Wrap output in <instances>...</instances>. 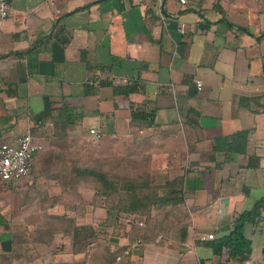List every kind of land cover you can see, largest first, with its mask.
<instances>
[{
	"label": "crops",
	"instance_id": "obj_1",
	"mask_svg": "<svg viewBox=\"0 0 264 264\" xmlns=\"http://www.w3.org/2000/svg\"><path fill=\"white\" fill-rule=\"evenodd\" d=\"M220 1L8 0L0 138L30 133L40 149L22 181H1L0 264H264V209L246 225L245 260L211 247L264 199V0ZM116 157L155 186L179 181L181 195L159 193L149 226L118 219L70 174ZM45 213L92 226L97 242L75 252L62 234L58 248L27 251L21 236Z\"/></svg>",
	"mask_w": 264,
	"mask_h": 264
},
{
	"label": "trees",
	"instance_id": "obj_2",
	"mask_svg": "<svg viewBox=\"0 0 264 264\" xmlns=\"http://www.w3.org/2000/svg\"><path fill=\"white\" fill-rule=\"evenodd\" d=\"M131 90L134 89H125L126 92ZM145 115L147 114L139 108L131 109L133 119H143ZM139 167L138 163L116 157L97 159L95 163L86 162V166L73 167L70 174L72 178L74 175H81L82 179L88 180L90 182L88 187L93 190V200L98 201L103 197L107 209L116 210L118 219L132 221L130 218L132 215L142 216L146 218L147 226H149L152 223L150 220L152 208L159 202V193L179 196L182 194V188L179 187V181L170 182L165 186H155L151 183L146 170ZM72 189H74L73 186L67 191L71 193ZM174 205L177 206L172 209L174 212L186 213L185 208L181 207L182 203L177 202ZM68 208L69 206L66 207ZM263 209L264 199H259L251 209L240 212L230 232L211 241L214 254H226L228 260H245L251 253V241L245 233L246 225L256 226L262 220ZM40 219H42L41 222L35 226L32 233L33 241L37 245H50L56 232H62L63 236L70 238V244L75 252L86 253L88 245H94L97 242L92 226L77 224L70 220L67 213L60 215L45 213ZM153 220L156 219L153 218ZM104 242H98V244L104 245ZM117 253L110 250L109 257L116 261Z\"/></svg>",
	"mask_w": 264,
	"mask_h": 264
},
{
	"label": "built area",
	"instance_id": "obj_3",
	"mask_svg": "<svg viewBox=\"0 0 264 264\" xmlns=\"http://www.w3.org/2000/svg\"><path fill=\"white\" fill-rule=\"evenodd\" d=\"M181 4H185L186 0H178ZM10 15V4L8 0H0V21H3ZM183 29V26L180 28ZM195 87L198 91L202 89V81L199 79L194 80ZM91 141H98L101 138V133L96 128H89L87 130ZM40 147L33 142L30 133L23 134L17 138L15 144L1 143L0 144V180L14 184L20 179L28 176L33 164L35 154ZM143 225V222H139ZM206 238H214L213 234H208ZM137 240L133 246L139 244ZM126 248L122 254H128L129 249ZM120 259V256L117 257Z\"/></svg>",
	"mask_w": 264,
	"mask_h": 264
},
{
	"label": "rangeland",
	"instance_id": "obj_4",
	"mask_svg": "<svg viewBox=\"0 0 264 264\" xmlns=\"http://www.w3.org/2000/svg\"><path fill=\"white\" fill-rule=\"evenodd\" d=\"M220 3H223V0H221ZM223 5L226 6L225 3H224ZM119 92H120L121 94H123L122 91H119ZM36 141L38 142L39 140L33 138V142L36 143ZM0 143L15 144V143H13V142H11V141H8V140H6V139H4V138H3V139L0 138ZM24 178H25V177H24ZM22 179H23V178H22ZM22 179H20V181H22ZM1 183H2V182H1V180H0V184H1ZM7 189L11 190V189H12V186L7 187ZM56 215H58V214H56ZM41 220H42V219H38V220H36L35 222H33V226H32V229H31L30 233H29V234L26 233V234H24V235L21 236V237L24 238L23 243L26 245V247H22V248H25L27 251L37 250V249L40 248V245H37V244L33 241V235H32V233H33V231H34L35 226H36L38 223H40ZM70 220L74 221L73 218L70 219ZM23 238H22V239H23ZM19 239H20V237H19ZM20 240H21V239H20ZM61 242H62V232H56L55 235H54V237H53L52 240H51L50 245L54 244V245H56L55 248H58L59 245H61ZM50 245H48V246H50ZM41 246H42V245H41ZM46 246H47V245H46Z\"/></svg>",
	"mask_w": 264,
	"mask_h": 264
}]
</instances>
